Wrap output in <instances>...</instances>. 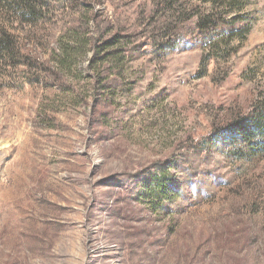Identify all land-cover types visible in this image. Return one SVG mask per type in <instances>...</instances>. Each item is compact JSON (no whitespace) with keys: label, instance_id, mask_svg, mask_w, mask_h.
Returning <instances> with one entry per match:
<instances>
[{"label":"rangeland","instance_id":"obj_1","mask_svg":"<svg viewBox=\"0 0 264 264\" xmlns=\"http://www.w3.org/2000/svg\"><path fill=\"white\" fill-rule=\"evenodd\" d=\"M44 1L36 25L0 8V264H264V155L204 146L264 95V0L174 37L158 0ZM73 29L118 36L121 69L89 51L65 71ZM163 164L180 194L154 213L135 193Z\"/></svg>","mask_w":264,"mask_h":264},{"label":"trees","instance_id":"obj_2","mask_svg":"<svg viewBox=\"0 0 264 264\" xmlns=\"http://www.w3.org/2000/svg\"><path fill=\"white\" fill-rule=\"evenodd\" d=\"M246 2L247 0H158L157 6L169 12V17L175 16L176 26L170 33L174 37V30L181 23L192 18L196 19L195 28L201 31L219 26L224 22L225 15L229 13H236L233 21H237L241 18ZM44 4V0H0L1 9L11 11L20 23L29 25H36L43 19L41 10ZM218 9L221 12H217ZM161 18V26L168 29L164 15ZM67 39L73 42V47L69 45ZM118 39V36H114L101 44H94L73 29L58 39L59 53L55 55L56 63L70 72L76 63H80L87 52L91 51L92 66L112 62L114 64L111 71H119L124 64V57L118 48L120 43ZM169 48L173 46L170 45ZM17 51L15 41L0 27V59L6 55L13 61ZM97 79L100 86L105 88L104 84L107 81L100 76H97ZM204 146L206 151L220 150L222 155L237 161L264 155V95L252 104L249 112L215 128L205 139ZM221 147H225L226 151ZM165 166V164L159 165L154 173L148 174L139 181V188L135 193L137 202L145 204L154 213L166 208V204L175 200L180 194V190L173 187V177L169 175L170 170L172 168L176 170L177 167Z\"/></svg>","mask_w":264,"mask_h":264}]
</instances>
